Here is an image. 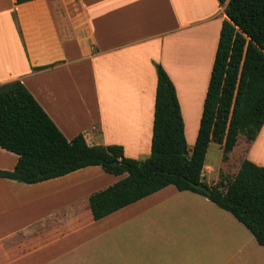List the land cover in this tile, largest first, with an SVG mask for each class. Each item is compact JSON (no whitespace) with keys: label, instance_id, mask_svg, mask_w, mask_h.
Returning <instances> with one entry per match:
<instances>
[{"label":"crops","instance_id":"crops-1","mask_svg":"<svg viewBox=\"0 0 264 264\" xmlns=\"http://www.w3.org/2000/svg\"><path fill=\"white\" fill-rule=\"evenodd\" d=\"M225 17L218 0H0V85L23 82L68 139L140 159L160 63L191 152ZM228 158L235 174L244 159L264 165V125ZM17 161L0 146V169ZM212 166L203 178L216 183ZM125 175L92 165L36 183L0 177V264H264V246L231 212L175 185L95 220L90 194Z\"/></svg>","mask_w":264,"mask_h":264},{"label":"trees","instance_id":"trees-1","mask_svg":"<svg viewBox=\"0 0 264 264\" xmlns=\"http://www.w3.org/2000/svg\"><path fill=\"white\" fill-rule=\"evenodd\" d=\"M218 1L226 17L191 152L184 153L188 144L175 84L160 63L151 153L145 159L127 157L122 145H90L83 134L68 139L25 84L14 80L0 85V146L18 161L12 170L0 169V177L36 183L92 165L126 174L90 194L95 220L175 185L231 212L264 246V165L244 159L232 178L216 183L203 178L211 143L220 144L227 159L240 136L253 141L264 125V0Z\"/></svg>","mask_w":264,"mask_h":264},{"label":"rangeland","instance_id":"rangeland-1","mask_svg":"<svg viewBox=\"0 0 264 264\" xmlns=\"http://www.w3.org/2000/svg\"><path fill=\"white\" fill-rule=\"evenodd\" d=\"M188 144H193L192 140H189ZM239 150H237L236 154L238 153ZM223 150L220 144L217 143H211L208 153H207V160L205 163V166H208L212 164L213 168L215 169V172H219L220 176H224L223 178H228L231 177L235 174L237 168V160H232L231 162L229 161V158L224 159L222 156ZM148 157V156H146ZM145 156L141 157L140 159H145ZM235 158V157H234ZM233 164L235 166H233Z\"/></svg>","mask_w":264,"mask_h":264},{"label":"bare ground","instance_id":"bare-ground-1","mask_svg":"<svg viewBox=\"0 0 264 264\" xmlns=\"http://www.w3.org/2000/svg\"><path fill=\"white\" fill-rule=\"evenodd\" d=\"M199 38H200V36H198L196 39L194 38L193 40L195 41V40H198ZM202 39H203V38H201V40H202ZM190 41L192 42V39H191ZM199 41H200V40H198L197 42H199ZM197 42H196V43H197ZM200 42H201V41H200ZM197 44H199L198 46H200V43H197ZM195 46L198 48L197 45H195ZM196 47H195V49H197ZM192 48L194 49V46H192ZM199 48H200V47H199ZM195 49H194V50H195Z\"/></svg>","mask_w":264,"mask_h":264},{"label":"water","instance_id":"water-1","mask_svg":"<svg viewBox=\"0 0 264 264\" xmlns=\"http://www.w3.org/2000/svg\"><path fill=\"white\" fill-rule=\"evenodd\" d=\"M184 153H185V154H187V153H188V150H187V149H185V150H184Z\"/></svg>","mask_w":264,"mask_h":264}]
</instances>
